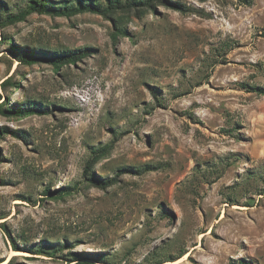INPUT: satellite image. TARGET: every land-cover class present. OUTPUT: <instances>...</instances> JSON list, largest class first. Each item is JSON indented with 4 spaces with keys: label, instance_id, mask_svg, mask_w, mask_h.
Returning <instances> with one entry per match:
<instances>
[{
    "label": "rangeland",
    "instance_id": "1",
    "mask_svg": "<svg viewBox=\"0 0 264 264\" xmlns=\"http://www.w3.org/2000/svg\"><path fill=\"white\" fill-rule=\"evenodd\" d=\"M174 1L0 24V263L264 264V0Z\"/></svg>",
    "mask_w": 264,
    "mask_h": 264
},
{
    "label": "trees",
    "instance_id": "2",
    "mask_svg": "<svg viewBox=\"0 0 264 264\" xmlns=\"http://www.w3.org/2000/svg\"><path fill=\"white\" fill-rule=\"evenodd\" d=\"M155 4L165 5L171 9L178 10L181 12H188V11H195L191 8H186L183 4L174 1V0H105V3H101L98 0H69V2L65 1H58L57 4L51 0H27L25 9L17 13H11L6 17L0 13V24L4 22H15L18 20L23 19L27 14L31 12H38V13H50L52 15H71L77 12L83 11H90L98 14H108L117 10H131V9H138L140 11L144 9H153ZM10 39V38H9ZM10 45V51L15 54V45L11 43V40L8 42ZM55 57L51 58L55 62L60 61H74L77 60L84 55H86L89 50L88 49H77V50H68L64 49L63 53L58 52L56 49ZM61 51V50H59ZM242 85L245 86L243 83ZM17 87L18 85H14ZM256 90L260 94H264V90L260 87H257ZM30 106L27 107H19L15 109L14 107L6 108L5 111H14L15 113H19L20 115H30L33 113L39 112L33 106L34 104L32 100H27ZM16 113V114H17ZM6 132L5 128H0V137ZM89 165H86L84 168V175L85 177L93 183V185L105 188L108 185H111L116 181L115 176L113 177H105L97 179L98 177H93L92 175L89 176L88 170ZM47 191V190H46ZM182 254H180L181 256ZM173 260L171 256L166 258L165 260H159L156 264H159L163 261Z\"/></svg>",
    "mask_w": 264,
    "mask_h": 264
},
{
    "label": "bare ground",
    "instance_id": "3",
    "mask_svg": "<svg viewBox=\"0 0 264 264\" xmlns=\"http://www.w3.org/2000/svg\"><path fill=\"white\" fill-rule=\"evenodd\" d=\"M0 264H3V263H0Z\"/></svg>",
    "mask_w": 264,
    "mask_h": 264
}]
</instances>
